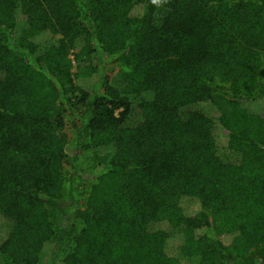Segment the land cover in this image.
Returning <instances> with one entry per match:
<instances>
[{
  "label": "trees",
  "instance_id": "trees-1",
  "mask_svg": "<svg viewBox=\"0 0 264 264\" xmlns=\"http://www.w3.org/2000/svg\"><path fill=\"white\" fill-rule=\"evenodd\" d=\"M0 264H264V0H0Z\"/></svg>",
  "mask_w": 264,
  "mask_h": 264
}]
</instances>
